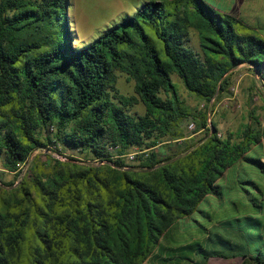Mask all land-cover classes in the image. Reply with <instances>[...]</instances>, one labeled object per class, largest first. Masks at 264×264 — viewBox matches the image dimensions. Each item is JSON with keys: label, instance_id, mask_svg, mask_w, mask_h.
I'll return each mask as SVG.
<instances>
[{"label": "trees", "instance_id": "trees-1", "mask_svg": "<svg viewBox=\"0 0 264 264\" xmlns=\"http://www.w3.org/2000/svg\"><path fill=\"white\" fill-rule=\"evenodd\" d=\"M68 5L0 0V264H264V121H208L234 69L264 81L263 36L206 0H150L74 46Z\"/></svg>", "mask_w": 264, "mask_h": 264}, {"label": "rangeland", "instance_id": "rangeland-1", "mask_svg": "<svg viewBox=\"0 0 264 264\" xmlns=\"http://www.w3.org/2000/svg\"><path fill=\"white\" fill-rule=\"evenodd\" d=\"M148 1L150 0H69L68 16L76 39V42H73L74 46L94 42L106 29L120 23L126 15H134L138 8ZM206 1L222 11L229 12L232 10L230 0ZM253 6L256 7V5ZM234 9H236V4ZM246 16L250 22H253L260 19L261 14L248 11ZM191 37L193 45L198 48L199 38L197 32L192 31ZM255 76L249 65H241L234 69L232 71L230 93L226 94L220 101L212 102L211 105H208V121L211 124L215 122L218 125L221 136H225L228 132L237 131L244 124L249 123V116L252 111H255L264 121V88L260 79ZM173 80L177 85L180 97L192 111L198 112L207 108L206 102L189 92L178 76L174 75ZM117 86L122 94L127 96L135 95V83L130 81L126 75H119ZM133 112L144 114L145 108L142 104H139L133 108ZM195 123L192 120H187L183 124L184 130L189 138L199 139L204 136L205 131H197V124ZM191 124L194 126L191 127ZM172 145H175L174 148H179L177 144ZM43 153L52 155L55 159L62 162H67L73 157L80 160V155L69 150H63V154L55 151L38 150L34 153V156L36 157ZM29 168L28 166L25 174L29 173ZM13 177L14 175L12 174L3 176L6 181L13 179ZM212 262L240 264V259L224 261L217 258L212 259Z\"/></svg>", "mask_w": 264, "mask_h": 264}, {"label": "crops", "instance_id": "crops-1", "mask_svg": "<svg viewBox=\"0 0 264 264\" xmlns=\"http://www.w3.org/2000/svg\"><path fill=\"white\" fill-rule=\"evenodd\" d=\"M230 1L232 3V8H231L232 10H230L227 13H230V14L240 18L241 20H243L246 24H248L249 26H251L252 28L257 30L264 38V7H263L264 6V0H235V2H233L234 0L233 1L230 0ZM235 4H236V9H234ZM258 4L261 5V7H259ZM253 5H256V7H254ZM239 6H242V7H239ZM248 11L259 12L261 14V16L259 17L260 19L254 20L253 22H250L248 17L246 16V13H248ZM255 77L260 79L258 76H255ZM260 82L262 83V86L264 88V81L260 80ZM182 233L184 235H186L184 232H182ZM217 258L224 260V261H231L234 259L235 260L240 259V264H243V262H244V258H242V257L231 258V259L211 257L207 264H222V263L212 262V259H217ZM223 264H230V263H223Z\"/></svg>", "mask_w": 264, "mask_h": 264}, {"label": "built area", "instance_id": "built-area-1", "mask_svg": "<svg viewBox=\"0 0 264 264\" xmlns=\"http://www.w3.org/2000/svg\"><path fill=\"white\" fill-rule=\"evenodd\" d=\"M209 123H210V121H209ZM194 125L193 124H191V127H193ZM134 158V156L133 155H131V159H133ZM32 159V158H31ZM27 167H28V163H24V164H22L21 166H20V170L21 171H23V173H25L26 172V169H27Z\"/></svg>", "mask_w": 264, "mask_h": 264}]
</instances>
